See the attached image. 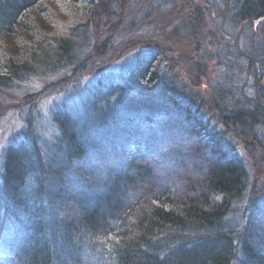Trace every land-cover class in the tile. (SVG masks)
<instances>
[{
	"label": "trees",
	"instance_id": "1",
	"mask_svg": "<svg viewBox=\"0 0 264 264\" xmlns=\"http://www.w3.org/2000/svg\"><path fill=\"white\" fill-rule=\"evenodd\" d=\"M42 1L0 0V41L20 39L11 57L0 60L1 89L31 75L81 76L90 64L89 21L53 32L32 17ZM62 1L85 9L95 4ZM193 2L221 16L238 42L215 58L222 70L216 92L225 97L214 107L218 116L197 107L151 48L131 56L125 77L108 75L83 90V117L53 112L55 157L45 159L28 142L26 120L29 131L3 151L0 164V252L11 264H89L84 259L96 246L97 259L108 264H264V209L254 208L244 225L231 220L249 177L227 134L264 148V36L250 43L245 36L264 29V22L253 25L264 18V0ZM173 138L197 147L190 159L179 152L171 160L182 169L184 193L153 180V165ZM70 174L71 187L64 185ZM67 199L73 207L63 204Z\"/></svg>",
	"mask_w": 264,
	"mask_h": 264
},
{
	"label": "rangeland",
	"instance_id": "2",
	"mask_svg": "<svg viewBox=\"0 0 264 264\" xmlns=\"http://www.w3.org/2000/svg\"><path fill=\"white\" fill-rule=\"evenodd\" d=\"M42 2L40 15L32 14V17H37V24L51 27L53 32H62L72 21H89L93 43L88 55L90 64L81 76L68 72L42 78L31 75L10 88H0V164L3 151L29 129L26 120L32 126L28 142L38 145L45 159L55 157L51 139L56 138L58 132L53 125V112L56 109H67L68 115L83 117L85 108H81V105L86 104L87 107L88 104L83 90L94 85L99 78L123 75L131 56L139 50L155 48L161 52L162 61L166 62L167 67H173L174 76L187 86L186 90L190 98L196 100L197 107L206 116H218L214 107H217L219 101H224L225 97L216 92V87L221 84L218 78L222 70L215 58L222 51L232 53L238 42L232 40L234 33L222 24L221 16L209 9L203 11L205 6L202 3L193 2L190 5V0H95L93 7L85 9L84 6L79 8L78 5L62 0ZM154 7L158 8L157 11H153ZM255 28L250 35L245 34L250 38L249 43L264 36V29L261 32ZM19 40L9 36L0 41V60L5 59L3 56L11 57L14 45ZM227 134L228 142L236 145V154L243 160L249 177L244 200L236 206L237 212L230 218L244 225L250 222L248 215L252 214L254 208L264 209V148L249 147L233 139L230 132L227 131ZM174 138L164 157L159 158L161 164L157 163L156 167L153 165V180L161 189L184 193L188 190L182 180L183 174L179 172L182 169L177 165L178 162L171 160L176 159L173 154L179 152L184 160H188L193 154L191 151L197 147L191 142L182 147L180 141ZM146 164L150 165L149 161ZM72 179L70 174L64 185L71 187ZM144 183L137 185L144 186ZM155 188L152 189L155 191ZM67 200H63V204H68L67 208L73 207ZM63 215L58 213L55 220L57 224H61ZM99 250L97 246L93 247L90 252L92 257L84 260L89 264H108L106 260L103 262L97 259ZM12 261V257L0 252V264H11Z\"/></svg>",
	"mask_w": 264,
	"mask_h": 264
},
{
	"label": "water",
	"instance_id": "3",
	"mask_svg": "<svg viewBox=\"0 0 264 264\" xmlns=\"http://www.w3.org/2000/svg\"><path fill=\"white\" fill-rule=\"evenodd\" d=\"M262 22H264V18L257 19L255 22H253V25L256 26V24H259V23H262Z\"/></svg>",
	"mask_w": 264,
	"mask_h": 264
}]
</instances>
